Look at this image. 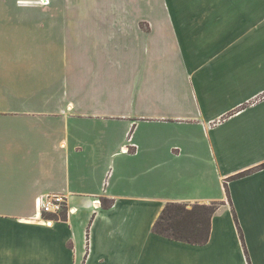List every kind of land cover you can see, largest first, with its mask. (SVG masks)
Here are the masks:
<instances>
[{"label": "crops", "instance_id": "0c3cea01", "mask_svg": "<svg viewBox=\"0 0 264 264\" xmlns=\"http://www.w3.org/2000/svg\"><path fill=\"white\" fill-rule=\"evenodd\" d=\"M262 22L264 0H0V264H264ZM39 44L68 45L56 75ZM168 202L217 204L206 244L154 232Z\"/></svg>", "mask_w": 264, "mask_h": 264}, {"label": "trees", "instance_id": "16d2710c", "mask_svg": "<svg viewBox=\"0 0 264 264\" xmlns=\"http://www.w3.org/2000/svg\"><path fill=\"white\" fill-rule=\"evenodd\" d=\"M217 207L216 203L168 202L154 225V232L171 240L206 244L211 237V220Z\"/></svg>", "mask_w": 264, "mask_h": 264}, {"label": "rangeland", "instance_id": "374dc122", "mask_svg": "<svg viewBox=\"0 0 264 264\" xmlns=\"http://www.w3.org/2000/svg\"><path fill=\"white\" fill-rule=\"evenodd\" d=\"M258 26H263L264 31V23H259ZM45 44H39V52H42L41 55H39V58L37 59V68L40 72L38 75H41L43 73H47L48 71L51 72L53 75H56L59 73L62 69V63L60 60H62L63 56L68 53V45H54L50 44L47 45V48L44 46ZM51 50V51H49ZM36 76V82L38 83L40 81V77ZM45 221V219L43 218ZM12 253V252H11ZM13 254H15L13 252ZM13 254H10V263L13 261ZM20 264H36L35 258L32 260H21Z\"/></svg>", "mask_w": 264, "mask_h": 264}, {"label": "built area", "instance_id": "2783aa9c", "mask_svg": "<svg viewBox=\"0 0 264 264\" xmlns=\"http://www.w3.org/2000/svg\"><path fill=\"white\" fill-rule=\"evenodd\" d=\"M65 197L63 194H48L45 198H39L37 202L38 210L42 213L60 215L62 211L66 208ZM45 222H50L49 217H45Z\"/></svg>", "mask_w": 264, "mask_h": 264}, {"label": "bare ground", "instance_id": "6f19581e", "mask_svg": "<svg viewBox=\"0 0 264 264\" xmlns=\"http://www.w3.org/2000/svg\"><path fill=\"white\" fill-rule=\"evenodd\" d=\"M47 1V0H46Z\"/></svg>", "mask_w": 264, "mask_h": 264}]
</instances>
